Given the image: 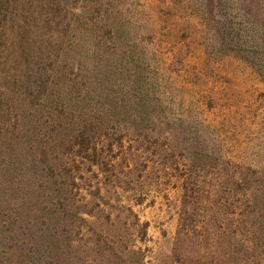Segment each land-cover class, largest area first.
<instances>
[{
	"label": "rangeland",
	"instance_id": "1",
	"mask_svg": "<svg viewBox=\"0 0 264 264\" xmlns=\"http://www.w3.org/2000/svg\"><path fill=\"white\" fill-rule=\"evenodd\" d=\"M17 3L0 49V264H264V215L214 198L220 157L264 168V0ZM228 16L247 44L217 37ZM185 168L203 182L188 235Z\"/></svg>",
	"mask_w": 264,
	"mask_h": 264
},
{
	"label": "trees",
	"instance_id": "2",
	"mask_svg": "<svg viewBox=\"0 0 264 264\" xmlns=\"http://www.w3.org/2000/svg\"><path fill=\"white\" fill-rule=\"evenodd\" d=\"M17 2L18 0H0V49L3 47L4 43H6L7 40L11 37L9 33L12 29L13 24L16 21V18L18 17L17 13L14 12L17 9L14 6L18 4ZM248 9L251 10V8L246 7V5H240V10L242 11V16H241L242 18H245L246 15H248ZM233 18L234 17L231 18V16H228V18L223 19V21L219 23L218 22L214 23L217 37H219L221 41L228 40V41H232V43L234 44L245 45L247 44V38L245 37L246 29L244 26H241V28L236 27L237 24L233 21ZM258 41L259 42L255 45V47L257 48L258 52L261 54L260 57L262 58L261 67L263 68L262 70H264V39L260 38L258 39ZM250 48H254V47L250 46ZM204 50H205V54L208 55V51L210 50V47L205 46ZM88 123L93 124V121H88ZM89 141L90 139L86 142V140H84L83 138V144L81 145L84 146L88 144ZM200 153L202 152L199 151V153H197V155L195 156L196 158L194 160L197 159V161H194L195 163L194 165L195 167L193 166L194 170L198 169L200 164H202L198 162V161H203L202 158L204 157L201 156ZM216 164L220 166L223 171L224 169L228 171V173H226L224 176L221 175L218 177L216 185L220 184L221 185L220 187L229 186L228 190L221 189V191H217V197H214L216 198V202L220 203L223 201L224 206H233L234 209L240 206H246L251 210V214L253 216H256L257 218H261L264 215V168H260L252 165L239 164L231 160H227L224 157H220L218 161H216ZM200 178H201L200 175H194L191 169L188 170L186 168L185 170L182 171L181 175L178 176V180L181 182V188L184 191V198L186 200L181 217L182 230L183 232H186V235L190 234V232L194 230L193 228L194 224L191 218L192 210L190 209V206L193 205L192 204L193 200L197 199L202 191L201 185L203 182L200 181ZM216 185H214V188L211 191L210 196H214L212 192L216 190ZM63 194L59 191L57 193L52 194L51 196L48 195L50 196L48 199H51L52 207H54L55 209L57 208V210H59L58 212L67 209V206L65 205L64 202L68 204V199ZM38 195L39 194H37L36 196ZM38 200H41L39 196H38ZM22 201L25 202L26 206L31 208L32 207L36 208V214H38L39 217L40 210L38 209L39 206L35 205V197H26L22 199ZM29 214L32 215L31 211ZM68 214L70 213L68 212ZM80 214H87L91 216L88 211H80ZM41 216L45 217L44 214H42ZM34 220L36 221L38 220V218H35ZM83 220L87 222L86 219ZM137 226L138 228H140L139 232H141L140 233L141 235H139V237L141 236L140 238L141 240H143V238L147 236V227L145 225L144 226L139 225V222H137ZM217 230L218 232H221V236L227 237L228 235L227 233L229 231L227 229H224L222 224H218ZM229 230L231 237L229 241L231 243V246L236 250V252L243 250V246L241 248L238 245L239 241L234 242L235 240L234 237L236 232L231 229ZM251 245L253 246V249H255V251L253 250V253L263 248V246L259 243V240L257 238L253 242H251ZM237 246L239 247L237 248ZM236 260L239 259L238 258L234 259V261ZM12 263H13L12 261L9 262V264ZM224 264H231V263L229 262Z\"/></svg>",
	"mask_w": 264,
	"mask_h": 264
}]
</instances>
